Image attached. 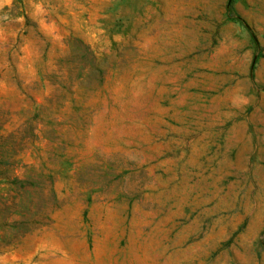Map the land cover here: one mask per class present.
<instances>
[{"label": "rangeland", "instance_id": "obj_1", "mask_svg": "<svg viewBox=\"0 0 264 264\" xmlns=\"http://www.w3.org/2000/svg\"><path fill=\"white\" fill-rule=\"evenodd\" d=\"M0 264H264V0H0Z\"/></svg>", "mask_w": 264, "mask_h": 264}]
</instances>
